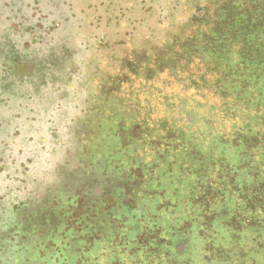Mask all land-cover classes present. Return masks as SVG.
Masks as SVG:
<instances>
[{
  "label": "rangeland",
  "instance_id": "1",
  "mask_svg": "<svg viewBox=\"0 0 264 264\" xmlns=\"http://www.w3.org/2000/svg\"><path fill=\"white\" fill-rule=\"evenodd\" d=\"M6 1L0 0V56L7 52L16 63L5 77L7 88L27 90L28 96L31 94L47 104H60L63 111L51 128L37 127L41 134L39 146L32 147L31 154L48 152L51 157L52 167L43 174L51 179L43 194L28 200L25 194H17L15 190H20L15 184L23 167L19 166V170L15 163L11 166L9 174L14 178L7 177L10 187L4 183L2 187L7 197L0 199V227L9 230L1 233L0 238L14 247L40 240L38 235L42 233L34 236L33 231L42 227V222L47 232L53 226L59 228L63 238L72 229L76 238L84 239L87 245L124 232L125 219L120 218L123 208L130 209L128 221H132L135 211L137 215L150 211L153 202L158 204L160 219L167 214V221L160 220V224L171 229L180 206L187 213L185 205L160 201L164 193L153 192L152 184L157 180L167 190L172 188V196L175 195L178 186L185 182L186 176L179 172L180 168L187 169L184 160L198 162V151L208 140L220 133L230 134L243 118L250 119L248 114L254 116L241 101L231 100L230 94L224 98L227 91L223 88L228 89L229 84L232 88L239 86L244 71L238 74L240 69L236 65L228 75L221 59L222 69L217 66L214 54L221 57L217 48L215 52L209 50L212 59L201 53L208 51L202 40L204 31L203 28L195 31L192 19L200 18L209 25L207 30L217 29L218 34H223L226 27H222L218 16H224L221 8L231 3V14L237 21L238 16L248 12L253 24L242 26L250 27L247 32L255 36L264 28V0H47L45 6L57 14L56 18L70 23L73 34L68 33L55 46L36 50L25 42L5 43L11 35H17L19 18H23L18 22L21 25H29L36 18L34 12L28 17L29 3ZM197 7L207 12L196 13ZM23 9L27 17L23 16ZM4 11L8 16L2 15ZM39 23L35 29L28 26L20 35H29L35 43V34L40 36L44 32ZM242 33L245 32L236 34ZM224 42L220 38L219 44ZM233 44L237 42L224 46L232 51ZM13 45L17 52L35 51L36 58L22 53L19 59L25 58L24 62L16 59ZM120 78L121 83L117 82ZM120 99L124 101L122 104ZM100 107L112 109V117L100 115ZM106 127L112 133L103 136L100 130ZM121 127L130 132L121 129L117 132L116 128ZM114 145L118 153L109 156L112 160L106 159L105 152L100 155ZM4 157L5 152H0V158ZM121 161L132 166L138 163L143 170L125 166ZM202 165L199 169L204 171ZM168 192L170 195L172 190ZM181 194L191 196L193 192L185 190ZM20 198L24 199L18 201ZM188 200L190 210L195 208L196 203ZM210 205L208 202L202 214L208 213ZM202 214L203 220L197 225L206 229L213 216ZM74 218L80 222H71ZM85 226L88 235L80 236ZM182 227L189 226L184 223ZM19 228L20 233L30 234L15 236L13 231ZM92 230L96 231L93 236ZM107 232L111 235H106ZM190 235L187 233V240ZM116 245L118 252L126 251L124 244L111 240L106 245L109 251L99 252V261L107 258L108 252L112 254ZM102 248L105 249L101 245L99 250Z\"/></svg>",
  "mask_w": 264,
  "mask_h": 264
},
{
  "label": "trees",
  "instance_id": "2",
  "mask_svg": "<svg viewBox=\"0 0 264 264\" xmlns=\"http://www.w3.org/2000/svg\"><path fill=\"white\" fill-rule=\"evenodd\" d=\"M196 9L198 10L196 13L207 12L200 7ZM232 10L231 3L221 8V12L225 14L224 16L219 15L218 19L220 18L222 27H226L223 34H218L217 29L207 30L209 25L201 22L200 18H193L191 24L195 31L203 28L202 40L205 42V51H208L201 53L207 54L206 57L212 59L209 50L215 52L214 49L217 48L216 52L221 55L217 57L214 54L218 60L217 66L220 65L219 60L221 59L225 61L223 67L228 75L232 74L230 73L232 66H238L240 69L237 70L238 74L244 71L239 80V86L232 88L229 84V90L226 87L223 88L227 91L224 98H228L230 94L231 100L241 101L244 104L242 106H247V110L254 116L248 114L250 119L243 118L238 127H232L230 134L220 133L215 139L208 140L206 146L200 147L202 150L198 151L200 163L184 160L188 163L184 166L187 169L186 171L182 168L179 170L182 176H186L185 182L182 183L184 186L180 184L179 187L176 184L178 188L175 195L172 196V188L167 190L157 180L152 184L153 192L161 195L164 193V197L162 195L164 199L161 198L160 201L176 203V206L185 205L187 213L180 206L175 214L177 218L170 229L169 225L160 224V220H165L167 214L164 219H160L156 210L158 205L156 202L151 204L153 209L150 207V211L144 210L139 215L135 211L132 221H128L130 209L125 207L120 216L121 219H125L124 232L117 237L107 232L106 235H111L110 237L98 238L87 245L84 239L76 238L72 229L67 232L68 236L63 238L58 231L59 228L53 226L52 230L47 232L45 231L46 224L41 222L42 227L39 226L35 229L36 231H33L35 234L32 233L35 236L41 232L42 234L38 235L40 240L33 239L14 247L10 241L0 238V264H264V28L260 29L255 36L251 35L247 30L250 28L248 26H252L253 19L251 20V17L249 19L248 12L238 16L239 21H237L231 14ZM243 24L248 26H242ZM239 26L242 28L239 31L245 32L241 34L242 36L236 34L239 32ZM45 34L48 32L46 31ZM217 36L225 41L223 45L219 44L220 38ZM232 41L237 42L231 47L235 51H229L224 46V44H231ZM228 60L229 63L232 60L234 63L229 65ZM117 82L121 83V78ZM123 102L120 99V103ZM57 106L61 107L60 104ZM100 108V115L104 113L103 115L112 117V109ZM120 129L125 133L130 130L121 127L116 128V131ZM100 132L103 136L112 133L108 127ZM115 145L109 151L100 152V155L105 152L106 159L108 158L109 161V156L118 151ZM8 155L5 156L9 159ZM32 157V160H27L29 163L26 161V165L30 167L29 173L34 174V178L30 181L20 179L26 176L24 171L27 167H25L17 179L19 182L15 184L20 190H15L17 194L28 195L24 196L25 200L32 199L35 195L41 196L46 183L51 179L43 176L44 172L52 167L49 162L50 154L48 152L38 153L32 154ZM9 160L10 165L3 168L4 158H0V170H3L0 174V182L5 181L10 187L11 183L7 177H11L12 180L14 177L8 174L10 171L8 167H11L14 161L11 162V158ZM121 163L126 162L121 161ZM201 164L204 166V171L199 169ZM54 166L55 163H53ZM125 166L143 170L138 163L132 166L130 162H127ZM188 177L192 178L188 180ZM171 190L169 195L168 191ZM185 190L192 191L193 194L191 196L185 195L186 193L182 195L181 193ZM4 197L7 196L3 190H0V199ZM24 198L17 200L22 201ZM188 198L191 199V204L196 203L197 207L190 210ZM208 202L211 205L208 213L204 215L202 212ZM201 214L213 216L212 220L207 223L206 229L197 225L203 220L200 217ZM73 221L80 222L76 218L71 222ZM184 223L188 224L187 229L182 227ZM4 229H6L4 226L0 227V235L9 230ZM88 231V227L85 226L79 234L87 236ZM204 231H206L205 234ZM13 232L19 238L26 236L27 233L30 234L26 231L24 234L20 233L22 232L20 228ZM187 233L191 234L188 236L190 240H187ZM95 234L96 231L92 230L90 235ZM111 240L124 244L126 251L118 252L116 245V250L114 251L113 247L112 254L108 252L107 258L105 257L100 262L99 252L109 251L106 245L111 243ZM101 245L105 249L99 250Z\"/></svg>",
  "mask_w": 264,
  "mask_h": 264
},
{
  "label": "flooded vegetation",
  "instance_id": "3",
  "mask_svg": "<svg viewBox=\"0 0 264 264\" xmlns=\"http://www.w3.org/2000/svg\"><path fill=\"white\" fill-rule=\"evenodd\" d=\"M6 2H9V0ZM35 2V0H23L24 4L29 3L31 7V9L27 11L28 17L34 12L36 18L30 22L29 25H25L24 23L22 25L19 24L18 22H22L21 20H23V18H19L17 21V35L13 34L6 41L4 40L6 44L10 42L11 44L19 43L22 45L25 42L32 49H43L52 47L55 44L61 42V40H63L66 35H68V33L70 36L73 34L70 23H66L61 18H56L57 14L55 16V12L45 6L47 0H37L39 5L34 4ZM1 10L2 9H0V11ZM22 13L23 16L27 17L24 14V9L22 10ZM2 15L8 16V13L4 11ZM3 21L5 22V20L2 19V22ZM39 21V24L43 28L44 32H42L39 37H34L35 43L32 44L33 41L30 39L29 35H20V33L24 32V29L28 26H33L35 29V24ZM56 23L58 24L57 27H55ZM4 25H6V23H4ZM50 30H53L54 33H50L49 35L45 34L46 31ZM35 36H38V34L36 33ZM13 49L16 51L14 45ZM34 52L35 51L32 52V50L28 52H26V50H18V52L15 54V58L24 62L23 59L25 58H19L21 57L22 53H27L29 54L30 59H33L32 57L35 59L36 57ZM15 67L16 63L10 59L7 52L5 55L0 56V137L3 141V143L0 144V148L2 149L0 152H5V155H8L9 153V159L11 158V162L15 161L14 166L16 168H19L20 165L23 168L27 167V170H22L26 173V176L21 177L20 179L24 181H30L34 178V174L31 175V173H29L31 169L26 165V161L33 159L31 154L33 152L32 147L34 144H39L38 141H40L41 134L38 132L37 127H45L48 129L51 128L52 124H55L56 120L59 119L57 117L63 110L56 104H47L42 99H36L31 94L28 96L29 93L27 94L25 92L27 90L19 89L18 87H15L14 89L11 87L7 88L8 82L5 77H8V75L11 74L12 69ZM30 141H33V143ZM9 159L6 156L4 157V163L2 165L3 168H7V166L10 165L8 163ZM8 169H10V171L12 170L11 167H8ZM3 176L5 175L3 174ZM3 183L8 184L5 181H1L0 190H2V187H4Z\"/></svg>",
  "mask_w": 264,
  "mask_h": 264
}]
</instances>
